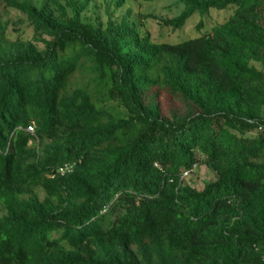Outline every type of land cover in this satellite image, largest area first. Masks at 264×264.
Here are the masks:
<instances>
[{"label":"trees","instance_id":"trees-1","mask_svg":"<svg viewBox=\"0 0 264 264\" xmlns=\"http://www.w3.org/2000/svg\"><path fill=\"white\" fill-rule=\"evenodd\" d=\"M92 1L0 0V264H264V0L175 43Z\"/></svg>","mask_w":264,"mask_h":264},{"label":"rangeland","instance_id":"rangeland-1","mask_svg":"<svg viewBox=\"0 0 264 264\" xmlns=\"http://www.w3.org/2000/svg\"><path fill=\"white\" fill-rule=\"evenodd\" d=\"M123 3L117 7L114 3L111 4V0H93L84 15L96 24H105L109 16L108 11L113 12L117 19L130 14L132 19L142 21L143 30L150 33L153 41L175 43L210 32L217 23L223 22V18L229 14L225 10H212L209 14L203 15L195 14L189 18L187 25L182 30L173 31L171 28L163 27L160 21L149 17V15L163 20L176 17L184 8L178 0H123ZM0 10L5 15V21L16 22L15 25L21 29L16 31L17 26L14 28V25H10L9 31L13 39L20 37L24 40H32L34 29L28 25L24 15L14 9L6 8L2 2H0ZM201 22L203 26L199 30L198 25ZM40 46L43 45L40 44ZM257 66L264 69V65L257 64ZM165 99L166 97L163 96L164 108L167 107ZM212 180H214V174L211 170L197 166L195 173L188 181L198 189H202L205 182Z\"/></svg>","mask_w":264,"mask_h":264},{"label":"built area","instance_id":"built-area-1","mask_svg":"<svg viewBox=\"0 0 264 264\" xmlns=\"http://www.w3.org/2000/svg\"><path fill=\"white\" fill-rule=\"evenodd\" d=\"M31 132H33L32 129H31ZM196 168H197V165H194V166L192 167V169H190L189 171H187V172H185V173L183 174V177H186V176H188L191 172H194V171L196 170ZM72 170H73V165H71V164H65L64 166H61V167L59 168V173H60L61 175H64L65 173L70 172V171H72Z\"/></svg>","mask_w":264,"mask_h":264}]
</instances>
